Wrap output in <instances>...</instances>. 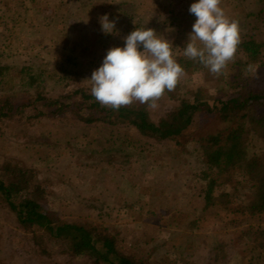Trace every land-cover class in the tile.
<instances>
[{
    "label": "rangeland",
    "instance_id": "obj_1",
    "mask_svg": "<svg viewBox=\"0 0 264 264\" xmlns=\"http://www.w3.org/2000/svg\"><path fill=\"white\" fill-rule=\"evenodd\" d=\"M186 1L0 0V15H6L8 27L15 25L12 38L20 45L17 50L15 47L4 51L2 64L9 70L0 84V96L22 92L20 69L36 65V57L43 65L64 62L69 66L72 62L75 65L70 68L80 73L71 79L66 77L63 82L48 79L41 86L38 84L37 91L55 96L78 86L91 88L92 72L102 65L110 48L124 47V37L133 31L135 23L155 28L161 38L173 44L177 59L183 55L182 48L188 42L193 23L188 32L179 33L177 29L173 32L158 29L157 22L177 17L173 21L175 25L184 14ZM240 3L251 11L256 6L253 0H222L221 6L232 19L234 14L226 6ZM105 15L110 21H117L113 34H105L101 29V18ZM263 22H260L263 26L258 24L261 37ZM5 39L0 25V45ZM68 57L73 60L67 63ZM183 68L186 75L179 83L180 91L175 89L173 94L179 93L187 99H192L196 92L209 99L215 96L220 84L216 78L207 81L202 66L196 62L184 64ZM255 78L253 85L264 81V68ZM30 89L18 98L34 99L35 91ZM107 130L71 124L66 116L28 121L19 115L0 124V164L7 161L35 169L38 181L48 193V209L67 222H89L119 231L122 248L137 257L146 255L150 264H207L213 247L219 259L210 260L212 264H264V249L259 251L253 238L242 235L248 226L264 229V213L246 217L215 208L200 212L203 182L196 175L199 172L196 156L191 155L194 142L188 139L189 144L183 142L181 147L170 142H146L133 130L121 128L119 132L124 140L116 141L113 144L117 146L112 147L105 143ZM182 149L189 152L185 154ZM124 153L130 155L126 160ZM137 156L144 160H138ZM171 179L176 185L170 189ZM229 187L221 189L229 190ZM163 192L174 199L185 193L196 209L197 223L184 230L172 228L165 210L158 208L160 203H166L162 202L166 197ZM234 201L238 203L237 198ZM125 202L127 205L123 207ZM170 203L173 202L168 203L172 207ZM29 237L17 227L14 216L0 199V264H69L56 245H50L52 257L33 256ZM82 261L77 258L73 264Z\"/></svg>",
    "mask_w": 264,
    "mask_h": 264
},
{
    "label": "trees",
    "instance_id": "obj_2",
    "mask_svg": "<svg viewBox=\"0 0 264 264\" xmlns=\"http://www.w3.org/2000/svg\"><path fill=\"white\" fill-rule=\"evenodd\" d=\"M31 1L36 3L35 0ZM253 1L256 6L252 11L241 3L226 6L234 14L232 19L239 22L242 43L235 61L228 65L221 76H214L207 68L183 55L176 59L182 67L192 62L202 66L207 81L216 78L220 83L219 89L210 99L197 92L193 93L192 99L169 92L158 102L159 106L155 110L139 103L113 110L96 102L90 87L78 86L55 96H47L37 91L38 84L41 86L48 79L63 82L66 77L71 79L80 73L70 68L75 65L72 62L69 66L64 62L47 63V66L42 61L38 63L36 57V65L30 64L20 69L22 92L0 96V124L14 120L19 115L25 116L28 121L37 117L66 116L71 124L79 123L89 129H108V137L104 139L107 146L112 147L117 146L113 144L116 141L124 140L119 132L121 128L133 130L143 141L157 144L170 142L181 147L189 139L194 142L191 155L196 156L199 165L196 175L203 182L199 195L202 197L200 212L215 208L234 215L257 217L264 213V81L257 85H253V82L259 70L264 68V34L261 37L258 25L264 20V0ZM194 2H185L184 14L175 25L173 21L177 17L158 21L157 28L188 32L196 20L189 13L190 5ZM2 14L0 25L3 26L6 39L0 45H3V51L0 50V84L6 80L9 70L7 65L2 64L4 51L20 47L12 38L15 25L8 27L4 20L6 15ZM228 16L231 18L232 15ZM145 28L135 23L132 30ZM153 30L156 31L155 28ZM65 60L68 63L73 58ZM249 65L257 71H248ZM179 87L178 84L176 89L180 91ZM30 88L35 91L34 99L18 98L19 94H28L32 90ZM208 125H211L210 128L206 127ZM200 130L205 131L200 133ZM182 150L185 154L189 152ZM123 156L125 160L130 157L125 153ZM137 158L144 160L141 156ZM175 185V180H172L170 189ZM222 186L230 187L227 190L221 189ZM164 192L161 194L166 197L162 202L166 203H160L158 208L165 210L166 219L174 226L172 228L184 230L195 225L199 217L195 215L196 209L187 195L183 193L174 199ZM47 195L46 188L37 179L35 169L7 161L0 164V199L14 216L17 227L29 234V249L33 256L52 257L50 245H56L60 254L67 256L69 264H73L77 258L83 260L82 264H150L146 255L137 257L122 248L119 231L89 222L62 220L55 211L47 208ZM236 198L238 203L234 201ZM169 202H173L170 203L172 207L168 205ZM103 205L106 207L107 204ZM126 205V202L123 203V207ZM128 206L132 208L133 205ZM242 235L253 238L259 251L264 249V229L254 230L248 226ZM222 247L220 250H223ZM213 249H210L207 264L219 259Z\"/></svg>",
    "mask_w": 264,
    "mask_h": 264
},
{
    "label": "clouds",
    "instance_id": "obj_3",
    "mask_svg": "<svg viewBox=\"0 0 264 264\" xmlns=\"http://www.w3.org/2000/svg\"><path fill=\"white\" fill-rule=\"evenodd\" d=\"M222 0H197L189 13L196 17L184 57L196 61L216 77L235 61L242 43L237 20L221 6ZM116 20L101 18V29L113 34ZM173 44L150 28L135 29L124 37V47L107 51L102 65L91 75V95L101 106L113 110L134 103L155 110L166 93L174 91L186 75L176 61ZM142 49V50H141ZM248 71L257 69L249 65Z\"/></svg>",
    "mask_w": 264,
    "mask_h": 264
}]
</instances>
